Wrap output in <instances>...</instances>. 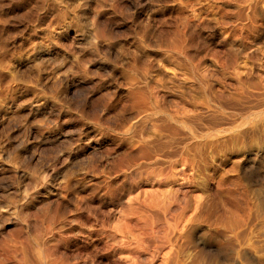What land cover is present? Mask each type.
I'll use <instances>...</instances> for the list:
<instances>
[{
    "label": "rangeland",
    "instance_id": "374dc122",
    "mask_svg": "<svg viewBox=\"0 0 264 264\" xmlns=\"http://www.w3.org/2000/svg\"><path fill=\"white\" fill-rule=\"evenodd\" d=\"M23 252L264 264V0H0V264Z\"/></svg>",
    "mask_w": 264,
    "mask_h": 264
},
{
    "label": "bare ground",
    "instance_id": "6f19581e",
    "mask_svg": "<svg viewBox=\"0 0 264 264\" xmlns=\"http://www.w3.org/2000/svg\"><path fill=\"white\" fill-rule=\"evenodd\" d=\"M257 10V9H256ZM243 11V10H242ZM256 13V12H255ZM251 22V21H250ZM103 32V31H102ZM179 36V35H178ZM177 38V37H176ZM180 38V37H179ZM174 39V38H173ZM182 40H184V39H182ZM177 41V40H176ZM173 42V41H172ZM178 44V43H177ZM174 45V44H173ZM178 46H179V44H178ZM174 48V47H173ZM225 49V48H224ZM253 49V48H252ZM255 49V48H254ZM178 50V49H177ZM181 51V50H180ZM253 51V50H252ZM250 53V52H249ZM177 55V54H176ZM187 55V54H186ZM194 55V54H193ZM196 55V54H195ZM238 55V54H237ZM232 56V55H231ZM188 57V56H187ZM192 57V56H191ZM229 57V56H228ZM234 59V58H233ZM253 59V58H252ZM232 60V59H231ZM188 63V62H187ZM231 63V62H230ZM235 64V63H234ZM196 65V64H195ZM196 70H197V68H196ZM197 72V71H196ZM198 75V74H197ZM193 77V76H192ZM240 78V77H239ZM247 79V78H246ZM242 80V79H241ZM244 82V81H243ZM249 82H250V80H249ZM259 83V82H258ZM257 84V83H256ZM203 86V85H202ZM253 86V85H252ZM251 86V87H252ZM256 87V86H255ZM202 88V87H201ZM244 88V87H243ZM261 89V88H260ZM243 90V89H242ZM157 91V90H156ZM210 91V90H209ZM208 91V92H209ZM258 91V90H257ZM158 92V91H157ZM155 93V92H154ZM192 93V92H191ZM211 96V95H210ZM232 96V95H231ZM245 97V96H244ZM140 98V97H139ZM148 98V97H147ZM160 98V97H159ZM202 98V97H201ZM218 98V97H217ZM223 98V97H222ZM145 99V98H144ZM149 99V98H148ZM235 99V98H234ZM233 99V100H234ZM141 100V99H140ZM203 100V99H202ZM238 100V99H237ZM136 101V100H135ZM139 101V100H138ZM145 101H146V99H145ZM213 101V100H212ZM226 101V100H225ZM239 101V100H238ZM242 101V100H241ZM147 102L148 101H146V105H147ZM154 102V101H153ZM203 102V101H202ZM215 102V101H214ZM201 103V102H200ZM149 104V103H148ZM158 104V103H157ZM201 104H203V103H201ZM225 104V103H224ZM153 104H151V106H152ZM155 105V104H154ZM221 105H222V103H221ZM138 106H140V104L138 105ZM137 106V107H138ZM150 106V108L151 109H153V107H151ZM233 106V105H232ZM239 106V105H238ZM196 107V106H195ZM148 108V107H147ZM227 108V107H226ZM238 108V107H237ZM209 109V108H208ZM146 110V109H145ZM162 110V109H161ZM232 110V109H231ZM144 111V110H143ZM136 112V111H135ZM196 112V111H195ZM210 112V111H209ZM145 113V112H144ZM198 113V112H197ZM200 113V112H199ZM198 113V114H199ZM211 113H212V111H211ZM220 113V112H219ZM152 114H154V113H152ZM227 114V113H226ZM139 115V114H138ZM204 115V114H203ZM190 116V115H189ZM145 117V116H144ZM177 117V116H176ZM192 117V116H191ZM195 117V116H194ZM148 118V117H147ZM178 118V117H177ZM176 118V119H177ZM139 119H141L140 117H139ZM144 119V118H143ZM162 119V118H161ZM175 119V120H176ZM182 119V118H181ZM203 119V118H202ZM210 119V118H209ZM217 119V118H216ZM220 119V118H219ZM142 120V119H141ZM174 120V121H175ZM178 120V119H177ZM176 120V121H177ZM194 120H197V118L196 119H194ZM193 120V121H194ZM148 121V120H147ZM167 121V120H166ZM175 121V122H176ZM179 121H181V120H178L177 122H179ZM184 121V120H183ZM207 121V120H206ZM140 122V121H139ZM158 122H160V121H158ZM212 122V121H211ZM210 122V123H211ZM216 122V121H215ZM153 123V122H152ZM151 123V124H152ZM169 123V122H168ZM184 123H186V121L184 122ZM209 123V122H208ZM155 124V123H154ZM165 124V123H164ZM182 124V123H181ZM139 125V124H138ZM153 125V124H152ZM156 125H158V124H156ZM161 126V125H160ZM200 126V125H199ZM140 127V126H139ZM142 127H144V126H142ZM168 127V126H167ZM174 127V126H173ZM211 127V126H210ZM209 127V128H210ZM148 128V127H147ZM151 128V127H150ZM162 128V127H161ZM196 128H197V126H196ZM202 128V127H201ZM149 129V128H148ZM168 129V128H167ZM210 129H213V128H210ZM156 130V129H155ZM162 130V129H161ZM199 130V129H198ZM208 130V129H207ZM139 131V130H138ZM169 131V130H168ZM160 132V131H159ZM173 132V131H172ZM139 133H140V131H139ZM152 133V132H151ZM158 133V132H157ZM147 134V133H146ZM153 134V133H152ZM155 134H156V132H155ZM179 134V133H178ZM177 134V135H178ZM200 134V133H199ZM135 135V134H134ZM143 135H145V134H143ZM154 135V134H153ZM162 135V134H161ZM184 135V134H183ZM185 135H187V134H185ZM202 135V134H201ZM140 136H141V134H140ZM155 136V135H154ZM157 136V135H156ZM168 136H169V134H168ZM198 136V135H197ZM216 136V135H215ZM143 137V136H142ZM161 136L159 135V137L158 138H160ZM135 138H137V136L135 137ZM148 138V137H147ZM154 138H155V140H154ZM153 138V141L152 142H150V141H147L146 139H144V138H140V139H142L141 140V142H139V141H137V143L139 142V144H138V148L137 149H139V152H141V153H147V154H152V157L153 158H156L157 159V157L159 158V155H161V154H163V152L165 153V157L167 156V155H169V153H171V154H173V156L175 155L174 153L175 152H177V150H169V148L167 147V140H164L163 139V141L164 142H166V143H164L163 141H161V140H159L158 138H156V137H154ZM168 138H171V137H168ZM167 137H166V139H168ZM209 138V137H208ZM151 139V138H150ZM156 139H158V140H156ZM172 139H173V137H172ZM169 140V139H168ZM171 140V139H170ZM177 140V139H176ZM191 140V139H190ZM206 140V139H205ZM208 141V140H207ZM134 142V141H133ZM148 142H150V143H148ZM136 143V144H137ZM172 143H174L173 145H175V144H177V143H175V142H173V140H172ZM172 143L170 142V144L172 145ZM182 143V142H181ZM189 143V142H188ZM169 144V143H168ZM179 144V143H178ZM190 145V144H189ZM176 146H179V145H176ZM185 146V148H189V147H187L186 145H184ZM181 147V146H180ZM184 148V147H183ZM182 148V149H183ZM170 149H171V147H170ZM189 150V149H188ZM185 151V150H184ZM138 152V151H137ZM167 152H169L168 154H167ZM191 152H193L192 150H191ZM188 153H189V151H188ZM201 153V152H200ZM149 154V155H150ZM138 155V154H137ZM136 155V156H137ZM145 155V154H144ZM172 156V155H171ZM185 157H186V155H184ZM190 156V155H189ZM194 156H195V154H194ZM144 157V156H143ZM167 157H169V156H167ZM175 157V156H174ZM180 157H182V156H180ZM138 158H139V156H138ZM142 158V157H141ZM128 159H130V158H128ZM131 159H132V157H131ZM140 160V159H139ZM143 160V159H142ZM147 160H149V159H147ZM182 160H185V159H183L182 158ZM182 160H181V162H182ZM131 161H133V160H131ZM135 161H137V160H135ZM134 162V161H133ZM189 162V161H188ZM132 163V162H131ZM175 163V162H174ZM123 164V163H122ZM135 164H136V162H135ZM158 164V163H157ZM156 164V165H157ZM164 164V163H163ZM166 164V163H165ZM154 165V164H153ZM159 165H161V164H159ZM120 166V165H119ZM118 166V167H119ZM162 166V165H161ZM156 167V166H155ZM160 167V166H159ZM165 168V167H164ZM121 169V168H120ZM167 171V170H166ZM181 171H183V170H181ZM170 172V171H169ZM168 172V173H169ZM151 173V172H150ZM162 173V172H161ZM172 173H175V172H172ZM153 174V173H152ZM161 177V176H160ZM165 177H166V175H165ZM173 177V176H172ZM186 177V176H185ZM134 179V178H133ZM158 179H159V177H158ZM158 179H157V181H158ZM166 179H167V177H166ZM163 180H164V178H163ZM162 181V180H161ZM184 181V180H183ZM169 182V181H168ZM176 188V187H175ZM177 189V188H176ZM166 190V189H165ZM168 190V189H167ZM179 192V191H178ZM168 194V193H167ZM156 195V194H155ZM155 197V196H154ZM153 199V198H152ZM167 200H168V198H167ZM149 201V200H148ZM151 202V201H150ZM164 202V201H163ZM162 202V203H163ZM168 203V202H167ZM151 205V204H150ZM140 206V205H139ZM157 206V205H156ZM117 207V206H116ZM136 207V206H135ZM150 207V206H149ZM164 207V206H163ZM162 207V208H163ZM168 208V207H167ZM139 209V208H138ZM147 209V208H146ZM169 209V208H168ZM112 210V209H111ZM100 212V211H99ZM156 212V211H155ZM162 213V212H161ZM160 213V214H161ZM94 214V213H93ZM169 214V213H168ZM46 215V214H45ZM103 215V214H102ZM129 215V214H128ZM133 215V214H132ZM158 215H159V213H158ZM157 215V216H158ZM53 216V215H52ZM108 216V215H107ZM59 217V216H58ZM103 217V216H102ZM101 217V218H102ZM160 217V216H159ZM162 217V216H161ZM55 218V217H54ZM100 218V219H101ZM172 219V218H171ZM157 220V219H156ZM163 220V219H162ZM177 220V219H176ZM145 221V220H144ZM158 221V220H157ZM102 223V222H101ZM130 223V222H129ZM158 223V222H157ZM174 223V222H173ZM149 224V223H148ZM48 225H50V224H48ZM140 225V224H139ZM152 226V225H151ZM159 227V226H158ZM122 228V227H121ZM229 231V230H228ZM136 232H138V231H136ZM127 233V232H126ZM131 233V232H130ZM139 233V232H138ZM165 233V232H164ZM90 234V233H89ZM141 234H143V233H141ZM229 234V233H228ZM36 235V234H35ZM113 234H110V237L112 236ZM144 235V234H143ZM150 236V235H149ZM118 237V236H117ZM123 237V236H122ZM37 238V237H36ZM112 238V237H111ZM114 238V237H113ZM228 238V237H227ZM41 239V238H40ZM67 239V238H66ZM94 239V238H93ZM118 239V238H117ZM119 240V239H118ZM150 241V240H149ZM57 242V241H56ZM121 242V241H120ZM160 242V241H159ZM110 243V242H109ZM112 243V242H111ZM127 243V242H126ZM129 243V242H128ZM231 243V242H230ZM51 244V243H50ZM133 244V243H132ZM146 244H147V242H146ZM26 245V244H25ZM27 245H29L30 246V244H28L27 243ZM42 245V244H41ZM81 245V244H80ZM226 245V244H225ZM133 246V245H132ZM141 246V245H140ZM143 246V245H142ZM106 247H107V245H106ZM129 247V246H128ZM144 247V246H143ZM142 248V247H141ZM10 249V248H9ZM17 250H18V248H16ZM46 249V248H45ZM44 249V250H45ZM54 249V248H53ZM137 249H139V248H137ZM136 249V250H137ZM8 250V249H7ZM43 250V251H44ZM47 250V249H46ZM135 250V251H136ZM143 250V249H142ZM15 251V250H14ZM27 251V250H26ZM123 251V250H122ZM161 251V250H160ZM28 252V251H27ZM26 252V253H27ZM51 252V251H50ZM13 253V252H12ZM14 254V253H13ZM76 254V253H75ZM47 255H48V253H47ZM127 255V254H126ZM131 255V254H130ZM22 257H21V259H22V261H24V264H29V263H27L26 261V255L24 254V252H23V254L21 255ZM175 257V256H174ZM16 258V257H15ZM181 258V257H180ZM182 259V258H181ZM13 260V259H12ZM18 260V259H17ZM54 260V259H53ZM62 260V259H61ZM183 261V260H182ZM26 262V263H25ZM29 262V261H28ZM49 262V261H48ZM31 263V262H30ZM32 263H35V262H32ZM52 263H53V261H52ZM117 263V262H116ZM4 264V263H3ZM42 264H44V262L42 263ZM60 264V263H59ZM63 264V263H62ZM194 264V263H193Z\"/></svg>",
    "mask_w": 264,
    "mask_h": 264
}]
</instances>
